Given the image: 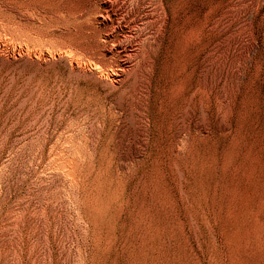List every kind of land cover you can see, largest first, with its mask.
<instances>
[{"label":"rangeland","instance_id":"obj_1","mask_svg":"<svg viewBox=\"0 0 264 264\" xmlns=\"http://www.w3.org/2000/svg\"><path fill=\"white\" fill-rule=\"evenodd\" d=\"M0 264H264V0H0Z\"/></svg>","mask_w":264,"mask_h":264}]
</instances>
